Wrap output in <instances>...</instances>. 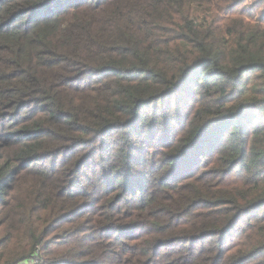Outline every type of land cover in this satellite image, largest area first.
Returning <instances> with one entry per match:
<instances>
[{"label": "trees", "instance_id": "obj_1", "mask_svg": "<svg viewBox=\"0 0 264 264\" xmlns=\"http://www.w3.org/2000/svg\"><path fill=\"white\" fill-rule=\"evenodd\" d=\"M0 264H264V0H0Z\"/></svg>", "mask_w": 264, "mask_h": 264}]
</instances>
